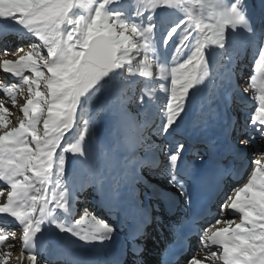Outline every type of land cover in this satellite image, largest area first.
I'll list each match as a JSON object with an SVG mask.
<instances>
[{
  "label": "snow or ice",
  "instance_id": "6c2138e0",
  "mask_svg": "<svg viewBox=\"0 0 264 264\" xmlns=\"http://www.w3.org/2000/svg\"><path fill=\"white\" fill-rule=\"evenodd\" d=\"M134 3L141 7L132 14L129 10L126 13L111 8L121 4V0H0V22L20 26L41 42L33 44L31 51L17 60L0 63V71L18 80L2 88L11 106L16 107V92L23 86H27L28 92L26 103L19 109L23 119L18 127H10L11 113L5 101L0 100V182L11 190L6 202L0 204V216L10 217L22 227L20 242L28 254H22L21 264H39L32 250L47 224L85 243H102L114 231L95 216L85 214L75 224L69 219L75 195L62 183L67 164L65 154L86 157L88 123L81 124L78 116L85 98L95 95L110 77L153 79L155 60V79L167 85H161L166 102L161 109L160 131L168 134L185 111L190 94L209 75L213 50H219L221 56L228 51L229 30L234 33L243 28L251 32L244 14V0H233L231 4H225L224 0H200V15L189 10L190 0H134ZM157 9L182 13L163 41L167 46L176 39L167 63L154 55ZM185 53L188 55L181 61ZM4 54L8 55L7 49ZM256 56L254 74L243 94L256 105L248 119L264 139V41L259 43ZM42 85L45 91L40 90ZM146 95L151 99L148 93H142L137 103L143 105ZM74 129L78 131L76 142H70L65 138ZM249 143V139L240 141L244 146ZM183 151L184 145L179 144L174 153L168 154L169 183L178 186L182 195L183 184L176 175V167ZM262 161L264 156L252 161L253 169L246 182L225 196L218 218L203 230L200 243L204 261L209 264H264ZM0 196L4 192L0 191ZM60 213L65 214L63 219ZM225 213L238 215L240 222L227 219ZM9 239L8 234H0V247ZM11 239H16L15 233ZM14 247L8 244V251L0 255V264H9ZM213 248L216 251H209ZM204 261L193 257L189 264Z\"/></svg>",
  "mask_w": 264,
  "mask_h": 264
},
{
  "label": "rangeland",
  "instance_id": "374dc122",
  "mask_svg": "<svg viewBox=\"0 0 264 264\" xmlns=\"http://www.w3.org/2000/svg\"><path fill=\"white\" fill-rule=\"evenodd\" d=\"M232 2L233 0H224L225 4H231ZM199 4L200 0H190L189 10L192 11L194 15L201 14ZM139 7L141 6L136 5L134 0H121V4L111 6L113 10H123L126 13L127 10H129L132 14H134ZM243 8L251 32H247L243 28H237L234 33L229 30L228 51L221 56L219 50H213L212 55L209 57V65L207 69L209 75L204 79V83L201 84L202 93H200L199 98H203L204 103L202 104L200 112L198 110L194 111L192 117L193 121L189 123L188 126L190 129L192 128L194 130L192 134L187 135L178 127L183 121L182 117L179 118L177 124L173 126V129H171L168 134H162L160 131L162 120L161 109L166 102V94L161 90V85H167L165 81L155 79V60L153 61V79L147 80L143 77L135 76L125 80L122 75L110 77L105 83H103V86L100 87L95 95L91 96L90 99L87 97L85 98V101L82 104V110L78 114L81 124L85 121L88 123L89 131L84 142H89L95 146L101 145L100 151H103L105 149L107 137L111 141L113 135H115L119 138L117 140L120 145L127 144V146L130 147V152L128 153L130 156H123L118 163L120 168H125L124 171H126V176L128 175V178L125 177L122 179V176H120L119 182L116 178L114 179V182L111 183L113 189H111L112 191L109 193L112 195L113 201L110 202L109 207L101 200V196L104 193L101 189V184L106 183V179L100 175L101 170L99 173L98 171L91 173L83 169L81 170L76 163L77 159L75 155L65 154L67 164L62 183L72 189L75 195L72 214L69 217L71 224H75L76 220L86 214L88 216H96L97 219L99 218L98 220L107 223L114 229V231L120 230L119 227L121 225L123 226V224L120 223L122 219L120 216H117L118 211L115 210V206L118 205V199H115V195L119 190V187L123 185H128L127 191H132V188L135 187L131 196L135 195L136 200L138 199L140 204H145L146 198L149 194L150 197L152 196L150 188L153 186V188H151L152 191L158 193L157 195H159L163 202L170 201L169 194L174 195V197L179 196L178 203H175L180 206V202H182L183 199L181 189L178 186L169 183L171 171L168 165V154L174 153L176 146L179 144H183L184 147L190 144L188 146L190 149L196 148L195 150L197 151L198 146L203 150L199 136L207 133L204 131L205 129L218 133V136H220L218 138L222 141H226V143L222 141L219 142L225 144L226 148H222H228L229 155L235 153V150H245L246 147L250 149L253 147L252 144L255 141H264L260 134L251 127L250 120L248 119L256 105L253 100L243 94V89L249 87L247 82L254 74L253 66L254 60L257 58L256 53L258 45L261 41H264V0H244ZM169 12L173 13V18L166 19L165 17ZM206 13L207 10H205V14ZM147 14L148 13L145 12V15ZM180 15H182V13L175 12L174 10H156L154 16V23L157 25L155 56H158L157 53L159 52L173 53L176 39L173 38L167 46L164 45L163 41L167 31L175 25ZM2 25L14 30L11 31V33H6L5 28L1 27ZM17 33H19V35H17ZM33 44L39 45L41 42L30 35H27L25 30L20 28V26L13 25L9 22H0V63L5 60H17L20 56L31 51ZM17 48H22L24 51L17 53L15 51ZM5 49L8 50V55L4 54ZM40 51L46 56V52L43 48H41ZM187 55L188 53H185V56L181 57L180 60L182 61ZM151 58L152 57H150V59ZM158 58L162 61L159 56ZM26 75L30 78L32 77L31 73H26ZM45 75H47L46 70ZM7 78L6 74L0 71V100L5 101V106L9 108L11 113L8 117L11 121L10 127H18L20 120L23 119V115L19 109L23 107L28 98L27 86H23L16 92V107L13 108L10 99H8L2 92V88L4 86H11L12 84L18 83V81L11 82ZM197 89L193 90L191 95ZM40 90L45 91L43 85ZM198 92L200 91L198 90ZM142 93H148L151 96V99H149L147 95L145 96L143 105L137 103ZM191 95L186 105L187 108H189L188 106L191 101ZM118 114L122 116L121 121L116 120ZM221 117L227 118L226 121L221 120ZM230 122L234 125L231 126ZM39 127L40 131H42V124ZM226 128L228 129V133H226L225 136V132L223 131H226ZM213 129L215 131H213ZM77 135L78 131L74 129L65 139L70 142H76ZM195 135L196 141H193L191 136L194 137ZM243 139H249L250 143L247 146L241 145L240 141ZM197 142L199 143L197 144ZM110 145L112 147L117 146L115 142H111ZM204 148L208 151V148ZM107 151L110 156L117 154L113 148ZM187 152L188 149L184 153ZM260 152L264 153V150L262 149L258 152L248 150V152L244 154V157H246L245 164L248 165V169L244 176L241 177L242 179L236 187L242 186V183L246 182L248 174L253 169L252 161L260 158L257 156ZM196 154H199V152ZM153 156H157V158ZM153 161H155L156 164L158 163L157 167L152 166ZM140 165L141 168L139 171L141 172L136 176L135 171L139 169ZM100 166L102 167L103 165L100 164ZM109 169H111V167H108L105 170ZM187 169L188 168H184L182 174H187ZM118 171L119 170H116V172ZM108 178H110L109 180H112L111 177ZM178 179L180 181L179 177ZM125 182L126 184H124ZM233 188L234 185L230 184L225 192L229 193ZM53 190L54 189H50V191ZM0 191L4 192V196H0V204H3L6 202L7 195L11 190L7 185L3 184V182H0ZM165 193L167 195H165ZM123 195L127 207L129 208V200L125 198L126 193H123ZM157 195L156 198H152L151 203L146 206L149 212L159 210L157 205H159L160 199ZM153 196H155V194ZM224 199L225 196L219 204L223 203ZM58 215L63 219L65 214L60 213ZM154 216V222L157 221L160 223L162 229L166 231L164 227V224H167L165 218H159L157 220L156 217H160L158 213H155ZM216 218L218 217L214 216L211 219L214 220L210 222V224L214 223ZM226 218L235 219L236 222L240 219L239 216L232 213H228ZM210 224L206 225V228ZM46 226L47 229L44 226L42 231L45 239L40 242V251L37 253L39 264H108L109 260L107 257H109V254H106L104 257H101L99 254L96 258H82L79 254V251H81L80 249L83 246L80 244L81 240L69 233L70 236L66 239L56 236L58 239L57 244V241L52 239L53 236L50 234V227L53 225L47 224ZM223 226L225 225H221L220 227ZM12 233L16 234L15 240L11 239ZM0 234H8L10 237L9 241H7L3 247H0V255H3L8 251V244H14L15 247L12 249L9 264H21L22 254L24 253L23 245L20 242V238L23 235L22 227L10 217L0 219ZM50 236H52V238ZM60 239H63L64 243H62ZM200 240L201 235L195 238V244L192 251H190L188 256L178 264H189V260L193 257L200 260L204 258L205 253L202 250ZM76 242L81 246L74 245ZM147 242L145 250L141 253L142 257L137 258V256V259H134V261L132 257H129L130 260L128 259L127 262L122 264H158V256L156 254L157 249L153 242H156L159 245V241L157 242L150 239V241ZM59 244L64 245L60 246ZM67 245L70 248L73 247V250H68L69 253L65 250ZM83 247L86 249V246ZM209 251L216 250L210 249ZM61 252H66L68 254L61 258ZM52 256H55V258ZM142 258L144 259L143 261H141ZM110 263L111 260L109 261V264Z\"/></svg>",
  "mask_w": 264,
  "mask_h": 264
},
{
  "label": "bare ground",
  "instance_id": "6f19581e",
  "mask_svg": "<svg viewBox=\"0 0 264 264\" xmlns=\"http://www.w3.org/2000/svg\"><path fill=\"white\" fill-rule=\"evenodd\" d=\"M165 18L166 19L173 18V13L172 12H169V14ZM157 55L165 63L169 62L171 60V56H172V54H170L168 52H164V53L163 52H161V53L159 52V53H157ZM169 66H170V64H169ZM198 90L200 92H198ZM200 93H202L201 85L198 87V89L196 91H194V93L192 95L190 94L191 95V101L189 102L190 103L189 106H188L189 108L186 107L185 108V111L181 115L183 121L180 124V126H178V127L180 129H182L187 135H190V134H192L194 132V130L192 128L190 129V127H188L189 126V123H191L193 121L192 120V117H193L194 111L195 110H198L200 112L201 109H202L201 108L202 107V104L204 103V99L203 98H199L200 97ZM121 119H122V116H120L118 114L116 120L117 121H121ZM226 119L227 118H224V117L222 118L221 117V120H225L226 121ZM222 128H223V126H222ZM214 129H216V128H214ZM214 129H213V131H215ZM204 131H206L207 133L206 134H202L203 137L204 138H205V136L210 137L211 140H212V143L215 144V145H217L216 146V149L221 150L222 153H226L228 151V149H223L220 146L221 145V142H219V141H222V140L218 138V137H220V136H218V133L211 132V130L209 131V129H205ZM223 132H225L224 135L226 136V133H228V129L226 128V131H223ZM191 137H192L193 141H196V135L194 137L193 136H191ZM117 139H119V138L117 136H115V135H113V138L111 139V141L107 137L105 149L103 151H100L101 150L100 149V146L101 145L100 146H95V145L90 144L89 142H86V143L84 142V147H85V150H86V157H83L82 158V157H79V156H75L76 159H77L76 163L81 168V170L83 169V170L88 171V172H91V173L97 172V171L99 173V171L101 170L100 171V175L103 176L106 179V181H105L106 183L101 184V187H102L101 189L104 192L102 194V196H101V200H102V202L106 203L107 206H109L110 202L113 201L112 195H110V193H109L110 191H112L111 189H113L111 183L114 182V179H116V178H117V181L119 182L120 176H122V179H124L125 177L128 178V175L126 176V171H124L125 168L124 167L123 168H120V165H119L118 161L121 158H123V156H127V157L130 156V155H128V153L130 152V147L127 146V144L126 145H123V144L120 145L118 143V140ZM108 140H109V143H108ZM111 142H115V144L117 146L112 147L110 145ZM252 146L253 147H251L250 149L248 147H246L245 152H248V150L249 151L252 150V152H258L259 150L261 151L262 149L264 150V141L263 142H259V141L256 142L255 141V142H253ZM111 148H113L115 150V152H117L116 155H113V156L108 155L109 152L107 150H110ZM186 150L187 149H184V151L182 153L186 152ZM239 150H242V149H239ZM191 152L194 153L192 150H191ZM237 152L238 151L235 150V153L234 154H238ZM234 154H231V155L233 156ZM181 156H182V154H181ZM257 156L258 157L264 156V153L263 152H260ZM153 157H156L157 158V156H153ZM191 157H195V156H191ZM156 158H153V159H156ZM237 158L238 159H241L239 162H243L244 163V161H246L245 157L242 159V156H238ZM211 159L214 160V164L215 165H219L218 164V159L219 158H217V159L214 158V153L212 152L211 155H207V153H206L205 161H204V159L197 160L194 168L195 167H198V166L199 167H202V165H203L204 162H206V164L208 166H210L212 164V160ZM235 159H236V157H235ZM153 162H155V161H153ZM182 162H184V161L180 158V160L177 163V166L180 167L181 164H182ZM100 164L103 165V166L101 167ZM108 167L109 168L111 167V169L105 170ZM178 167H176L177 174L179 173L181 175V172L182 171ZM192 167H193V165H191L188 170L190 171V169H192ZM140 168H141V165H140L139 169H137L135 171V175L136 176L141 172V171H139ZM116 170H119V171L116 172ZM97 175H99V174H97ZM185 176L188 177V175H185ZM185 176L182 177L180 179V181H183L184 184H185L184 196H185V200L187 201L188 200L187 186L190 185L191 180H189L187 178L185 179ZM108 177H111L112 180H109L110 178H108ZM124 184H126V182ZM127 188H128V185H123V186L119 187V190L117 191L116 195L114 194L116 196L115 199H118L117 200L118 207L119 206H125V207H127V204L125 202L124 195H123V193H126ZM134 189H135V187L132 188V191L130 190L131 193H133ZM107 194H109V195H107ZM165 195H167V194L165 193ZM169 195H170V203H175L180 198L179 196L178 197H174V195H171V194H169ZM128 197L129 196L126 194L125 195V198L128 199ZM152 198H153L152 196L150 197L148 195L147 198H146L147 202H151ZM120 200H121V202H120ZM163 211L164 212L162 213V216H165L166 213H167V211L166 210H163ZM177 212H178V210H176L174 214H176ZM174 214L167 213L166 216L167 217H170L169 220H166L165 219V221H166L167 224L170 223V222L171 223L173 222L172 220L175 219V215ZM226 215H227V213L225 214V217H226ZM92 216H94V215H91V216L89 215L88 217H92ZM217 217H218V215H217ZM96 219H97V217H96ZM213 220L210 219L205 224L208 225ZM45 228L47 229V226L46 225H45ZM119 228H120V230H115V231L112 232L110 239H106L102 243H100V242L85 243V242L81 241L80 244L83 245V246H86V249L82 246V248L80 249L81 251H79V254L81 255V257L82 258H85V257H95L96 258V257H98L99 254L101 255V257H104L106 254H109V257H107V259L109 261L110 260L111 261H114L115 259H117L119 256H117V257L116 256H113L112 255V251H113V249L117 250L118 252L120 251V249H119L120 248L119 247V242H121V239L125 237V232L127 231V230L125 231L124 226H122V225ZM50 229H51L50 234L53 236V238H52V236H50V237L52 239H54L55 241L58 240L56 238V236L63 237V239H66L67 237L70 236L67 232H60V231H58V229L55 228L54 226L50 227ZM121 229H122V231H121ZM167 229L168 228L165 226V230H167ZM43 239H45V238H44V234L42 232V233L38 234V236L36 238V241H35V248L32 250L36 255L40 251L39 244H40L41 241H43ZM144 239H145V236L139 238L138 241L139 240L140 241L142 240V242H144ZM65 242H66V240H65ZM80 244H78L76 242L74 245L81 246ZM72 248L68 247V245H67L66 248H65V250L68 252V250H73ZM144 248H145V246H144ZM27 254H28L27 252H24L23 253V256H26ZM111 256H113V257H111ZM52 257L55 258V256H52ZM132 259L134 261V259H137V258L136 257H132ZM143 260L144 259L142 258L141 261H143ZM201 260L204 261V258L201 259ZM53 261H55V260H53ZM109 261H108V264H109ZM25 264H26V262H25ZM204 264H209V262L204 261Z\"/></svg>",
  "mask_w": 264,
  "mask_h": 264
}]
</instances>
